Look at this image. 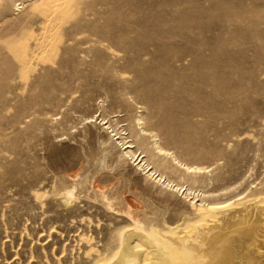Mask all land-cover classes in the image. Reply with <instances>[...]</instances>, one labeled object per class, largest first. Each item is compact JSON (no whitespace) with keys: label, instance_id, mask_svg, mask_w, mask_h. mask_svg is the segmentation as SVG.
<instances>
[{"label":"rangeland","instance_id":"1","mask_svg":"<svg viewBox=\"0 0 264 264\" xmlns=\"http://www.w3.org/2000/svg\"><path fill=\"white\" fill-rule=\"evenodd\" d=\"M15 1L0 3V264H97L134 227L121 211L196 213L118 160L88 116L127 129L141 115L163 148L209 167L194 187L213 201L264 186V0Z\"/></svg>","mask_w":264,"mask_h":264},{"label":"bare ground","instance_id":"2","mask_svg":"<svg viewBox=\"0 0 264 264\" xmlns=\"http://www.w3.org/2000/svg\"><path fill=\"white\" fill-rule=\"evenodd\" d=\"M32 1L34 0H16L14 6L19 11L27 7L28 3ZM1 2L2 0H0ZM3 5L6 6L7 3L5 2ZM33 9L35 8L33 7ZM33 13L34 10L31 9L24 15L26 17ZM11 19L14 21L13 18ZM7 20L9 21V19ZM10 28L12 29L11 26ZM99 101L98 103L101 105L102 100ZM102 107H98V109H102ZM114 116L118 117L119 114ZM143 119L141 115L135 117L133 122L131 121L133 126L127 129L125 127L129 126L128 124L113 127L111 119L101 117L100 113L99 115L88 116L83 121L85 123L99 122L104 125V129L109 133V141H113L114 146H118L117 148L120 149L118 160L120 159L124 163L131 162L144 177V180L151 182L161 194L182 196L184 201L194 206L196 213H192V217L185 214L176 221L162 218L160 222L157 220L148 221L149 223L145 224L139 220L140 218L137 219L135 215H132L133 213H127L128 210L127 212H125L126 210L121 211L132 220L134 227L131 229V226L130 230L127 228L122 232L119 235L118 245L116 244L117 246L111 250L110 257L99 259L97 264H235L233 262L236 260H238L237 264L239 262L245 263L246 261H241L245 257L244 254H246L242 251H245L248 247L252 248L250 246L252 244L255 245V249H260L256 248V243L259 244L262 239L264 240V186L252 192L250 191L247 195L244 194V197L242 195L241 198H236L237 200H231L232 202L213 201L211 199L215 196L213 193H207L194 187L197 179L202 174L209 172V167L190 165V163L182 161L175 152L163 148L159 135L155 131L147 129L144 126L146 123L144 124ZM106 143L105 140L103 144ZM58 196L66 205H70L74 193L73 190H64ZM103 199L108 202L104 201L108 208H113L110 197L103 196ZM107 206L104 207L107 209ZM257 238H261V240ZM139 241L146 246L148 245L149 251H142L139 248ZM262 242L260 243L264 246ZM105 247L108 246L105 245ZM239 249L242 250L237 252ZM232 252L241 253L244 257L237 255V253H234L233 256ZM260 255H263V253ZM263 256L262 259L260 257L262 263L259 261L258 264H264ZM247 261L248 264L252 263V261L250 263L249 260Z\"/></svg>","mask_w":264,"mask_h":264}]
</instances>
